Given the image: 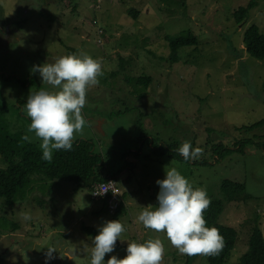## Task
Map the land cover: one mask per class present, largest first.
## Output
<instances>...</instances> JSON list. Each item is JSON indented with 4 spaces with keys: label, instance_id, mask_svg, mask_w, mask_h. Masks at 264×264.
<instances>
[{
    "label": "rangeland",
    "instance_id": "obj_1",
    "mask_svg": "<svg viewBox=\"0 0 264 264\" xmlns=\"http://www.w3.org/2000/svg\"><path fill=\"white\" fill-rule=\"evenodd\" d=\"M250 1L247 17L236 23L231 12ZM252 23L264 34V0H185L183 6L170 0H0V122L9 132L42 143L28 132L26 101L41 89H58L42 83L34 65L73 54L102 62L104 75L86 93L83 135L75 139H91L105 170L119 171L110 177L124 202L118 220L125 231L105 264L112 255L124 258L128 243L149 239L164 245L161 264L184 263L185 255L166 233L146 229L138 220L146 207L157 205L156 181L171 168L211 198H222L224 179L245 183L251 198L225 203L218 219L237 230L223 264H240L255 223L264 238V149L251 141L235 146L238 140L264 141V126L242 128L264 119V57L250 56L243 43ZM186 30L197 44L180 47L172 63L166 36ZM138 76L150 77L143 97L125 80ZM184 142L203 154L185 161L155 153L160 146L179 149ZM5 166L0 156V167ZM31 178L36 180L26 199L7 206L0 198V264H45L49 246L57 252L47 264H90L92 240L111 218L103 201L92 198L87 186L75 191L64 179ZM191 264L211 263L199 255Z\"/></svg>",
    "mask_w": 264,
    "mask_h": 264
},
{
    "label": "clouds",
    "instance_id": "obj_2",
    "mask_svg": "<svg viewBox=\"0 0 264 264\" xmlns=\"http://www.w3.org/2000/svg\"><path fill=\"white\" fill-rule=\"evenodd\" d=\"M32 71L39 73L42 83L58 89L55 92L41 89L29 94L25 108L31 120L28 132H34L35 137L42 141V159L51 162L54 150L71 151L76 134L83 135L86 120L82 109L86 104V93L90 87L97 86L99 77L104 75L102 62L86 54H73L62 56L54 63L34 65ZM22 139L30 142L27 135ZM178 152L185 161H190L199 158L203 149L193 148L190 142H184ZM156 183L160 189L157 205L154 208L149 205L138 216L143 226L166 233L179 254L189 257L218 256L225 240L216 227L205 226L204 212L211 205L206 190L194 189L176 168L168 170L165 178ZM106 210L112 214L109 209ZM23 218L30 219L27 214ZM124 231V225L118 219L105 222L92 240L90 264H105L106 254L114 252L116 242ZM164 251L160 239H149L146 243L132 242L128 243L124 258L112 255L106 264H161ZM55 252L54 246L47 247L45 264L55 258ZM64 257L73 260L71 255L65 254Z\"/></svg>",
    "mask_w": 264,
    "mask_h": 264
},
{
    "label": "trees",
    "instance_id": "obj_3",
    "mask_svg": "<svg viewBox=\"0 0 264 264\" xmlns=\"http://www.w3.org/2000/svg\"><path fill=\"white\" fill-rule=\"evenodd\" d=\"M175 5H184L185 0H170ZM246 6H240L231 12L236 23H241L248 15L253 2H248ZM128 12L136 18L139 12L136 9H129ZM169 48L170 62L177 61V50L183 46L197 44V37L190 30L181 32L176 36H166ZM243 43L247 53L256 58L264 57V34L259 31V27L252 23L243 33ZM123 60L121 59L120 68L124 70ZM118 73L112 72L114 77ZM125 80L131 84L132 93L137 97L145 96L150 81L149 76L126 77ZM131 93V94H132ZM2 110V108H1ZM264 126V119L242 128L253 131ZM24 133H12L0 122V156L6 163L5 167H0V198L7 206L14 205L17 201L26 199L27 193L32 190L35 178L32 175H42L49 180L64 179L74 184V190L87 186L90 187L95 182L105 180L111 173L105 170L106 165L100 153H95L91 139H75L71 151H55L51 162L42 159V149L30 140H23ZM255 136V135H254ZM247 141H251L257 147L262 146L264 141L256 142L252 139L236 141L235 146L243 148ZM215 149H213L214 151ZM156 154L184 159L178 152V148H171L170 145L160 146ZM196 189L197 187H193ZM222 198H211L210 207L204 212L206 227H216L224 237L225 246L218 256H206L211 264H223L229 257L237 241V230L234 227L219 223L225 203L246 201L251 196L246 191L244 182L224 179L220 183ZM209 197V196H208ZM125 213L124 204L120 205L111 214V220H117ZM91 232L96 233L91 229ZM197 256L185 255L183 264H191ZM240 264H264V238L260 227L255 223L251 227L248 239V249L240 256Z\"/></svg>",
    "mask_w": 264,
    "mask_h": 264
},
{
    "label": "bare ground",
    "instance_id": "obj_4",
    "mask_svg": "<svg viewBox=\"0 0 264 264\" xmlns=\"http://www.w3.org/2000/svg\"><path fill=\"white\" fill-rule=\"evenodd\" d=\"M109 180H114V179H113L112 177L109 176L108 178H106L105 180L100 181V182H101L103 185H105V184H107V182H108ZM96 183H98V182H95V183H93V184L90 186V190L93 189V185L96 184ZM94 186L97 187V185H94ZM98 191L101 193L100 188H98ZM110 191H111V194H110V195L102 194V198H99V199H101V200L103 201V204L105 205V207H106L107 209H109L108 207L112 206L113 204L116 203V201H117L118 199H120V201H119L117 207H116L115 209H112V211H111L112 213H114V212L116 211V209L118 208V206L120 205L121 197H120V195H119V192H118V189H117L116 185L112 186L111 189H110ZM110 197H113V198L111 199V202L108 204V199H109ZM94 199H95V198H94ZM109 210H110V209H109Z\"/></svg>",
    "mask_w": 264,
    "mask_h": 264
},
{
    "label": "built area",
    "instance_id": "obj_5",
    "mask_svg": "<svg viewBox=\"0 0 264 264\" xmlns=\"http://www.w3.org/2000/svg\"><path fill=\"white\" fill-rule=\"evenodd\" d=\"M94 185H97V187H95ZM94 185H93V189L91 190L92 198H102V195H97V194H102L103 192L106 191L104 194L110 195L111 194V191H110L111 187L116 185V184H115L114 180H109L107 182V184H105V185H103L101 182H98V183H96ZM98 188H100L101 193L98 191ZM112 198L113 197H110L108 199V204L111 202ZM119 201H120V199H118L115 204H113L112 206L108 207L110 209V211H112V209H115L117 207Z\"/></svg>",
    "mask_w": 264,
    "mask_h": 264
}]
</instances>
